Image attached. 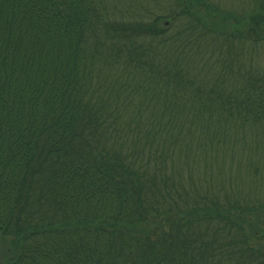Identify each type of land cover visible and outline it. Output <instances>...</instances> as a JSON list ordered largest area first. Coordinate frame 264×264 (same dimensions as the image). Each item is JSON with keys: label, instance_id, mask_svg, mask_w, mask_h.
<instances>
[{"label": "trees", "instance_id": "16d2710c", "mask_svg": "<svg viewBox=\"0 0 264 264\" xmlns=\"http://www.w3.org/2000/svg\"><path fill=\"white\" fill-rule=\"evenodd\" d=\"M4 1L0 264H264V0Z\"/></svg>", "mask_w": 264, "mask_h": 264}, {"label": "rangeland", "instance_id": "374dc122", "mask_svg": "<svg viewBox=\"0 0 264 264\" xmlns=\"http://www.w3.org/2000/svg\"><path fill=\"white\" fill-rule=\"evenodd\" d=\"M0 1L3 2L4 0H0ZM141 1L146 2L145 0H141ZM207 1H209L215 8H217L220 11H232L231 14H234L235 11L239 10V8L243 7V9H245L244 8L245 2L248 3L246 11H249L251 9V7H250L251 4L256 5V3H257L256 0H207ZM123 3H125L126 6L132 5L129 0H123ZM147 4H150V3H147ZM142 5H146V4H142ZM146 6L148 7V10H144L143 8H138L137 15H142L144 12L146 14L152 8V7L150 8V6H148V5H146ZM17 32H20V39L24 40L26 38V34H27L26 29L21 28V30H18ZM210 41H211V46H213L211 56H213L212 68H213V72L215 74L216 73L215 69H217L218 67L221 66L220 58H223L224 55H220L218 53V47L221 44L219 41V37H213V39L211 38ZM241 46H242V49L240 51H238L239 58H238V56H236L235 62L240 63L241 58L243 56L242 61L244 62V65H247L249 63V65H251V64H253L255 66L260 65L261 68H264V46L263 47H261V46L257 47V46L251 45L250 42H245V43L243 42L242 45L235 46L236 51L239 50V47H241ZM255 52H257L256 56L254 54ZM218 62H220V63L218 64ZM228 62H229L228 60L223 61L222 66H223V64L228 63ZM202 65L204 66V68H206V65L204 64V62L202 63ZM205 77H208V76L204 75V77H202V80L207 79ZM208 82H211V80H209ZM216 135L218 137V139L216 140V143H218L219 146L222 144L224 146V148L226 149L228 156H230V158H233L234 154H235L234 149H238L237 144L234 141H232V138L230 135H227V136H225V138H223L221 130L220 131L216 130ZM243 142L246 143L244 140H243ZM243 147H246V144H244ZM224 155H226V154H224ZM249 158H251L254 161V163L252 162L254 165L257 162L260 166L264 165V158L262 157V155L260 153L252 151V153H250L248 156V159ZM261 171L264 172L263 169H261ZM251 182H255L257 184L258 178L253 177L251 179Z\"/></svg>", "mask_w": 264, "mask_h": 264}, {"label": "water", "instance_id": "95a60500", "mask_svg": "<svg viewBox=\"0 0 264 264\" xmlns=\"http://www.w3.org/2000/svg\"><path fill=\"white\" fill-rule=\"evenodd\" d=\"M263 22H264V20H263Z\"/></svg>", "mask_w": 264, "mask_h": 264}]
</instances>
